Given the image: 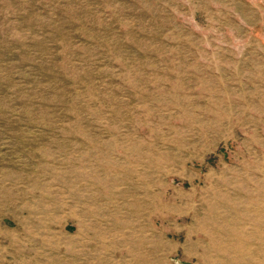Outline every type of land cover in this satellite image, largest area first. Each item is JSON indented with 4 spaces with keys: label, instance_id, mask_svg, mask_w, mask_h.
Masks as SVG:
<instances>
[{
    "label": "rangeland",
    "instance_id": "374dc122",
    "mask_svg": "<svg viewBox=\"0 0 264 264\" xmlns=\"http://www.w3.org/2000/svg\"><path fill=\"white\" fill-rule=\"evenodd\" d=\"M0 264H264V0H0Z\"/></svg>",
    "mask_w": 264,
    "mask_h": 264
}]
</instances>
